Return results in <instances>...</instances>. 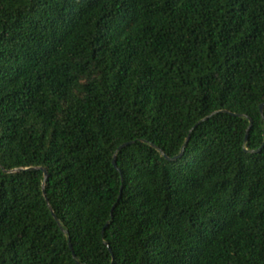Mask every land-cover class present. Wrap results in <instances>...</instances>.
<instances>
[{
  "label": "trees",
  "instance_id": "16d2710c",
  "mask_svg": "<svg viewBox=\"0 0 264 264\" xmlns=\"http://www.w3.org/2000/svg\"><path fill=\"white\" fill-rule=\"evenodd\" d=\"M262 104L264 0H0V264H264Z\"/></svg>",
  "mask_w": 264,
  "mask_h": 264
},
{
  "label": "water",
  "instance_id": "95a60500",
  "mask_svg": "<svg viewBox=\"0 0 264 264\" xmlns=\"http://www.w3.org/2000/svg\"><path fill=\"white\" fill-rule=\"evenodd\" d=\"M263 111H264V104L261 105V112L263 113ZM249 131H250V130H248L246 140H248ZM132 143H133V142H131V143H127V144L123 145L121 148H125V147H127L128 145H130V144H132ZM181 156H182V154H180L179 156H177V157L174 158V159L180 158ZM114 165L117 166L116 157L114 158ZM42 170L45 172V175L47 176V171H46V169H42ZM52 212H53V211H52ZM53 214H54V212H53ZM54 217L56 218V220H58V218H57V216H56L55 214H54Z\"/></svg>",
  "mask_w": 264,
  "mask_h": 264
}]
</instances>
